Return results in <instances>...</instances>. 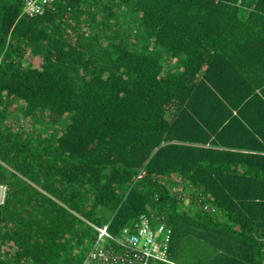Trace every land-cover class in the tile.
<instances>
[{"label": "trees", "instance_id": "trees-1", "mask_svg": "<svg viewBox=\"0 0 264 264\" xmlns=\"http://www.w3.org/2000/svg\"><path fill=\"white\" fill-rule=\"evenodd\" d=\"M23 3L0 0V264H80L146 211L179 264H264V0Z\"/></svg>", "mask_w": 264, "mask_h": 264}, {"label": "built area", "instance_id": "built-area-1", "mask_svg": "<svg viewBox=\"0 0 264 264\" xmlns=\"http://www.w3.org/2000/svg\"><path fill=\"white\" fill-rule=\"evenodd\" d=\"M56 0H24L21 15L43 14ZM9 185L0 181V205L7 200ZM97 235L80 264H179L170 256L172 228L153 211L142 212L118 233L108 224Z\"/></svg>", "mask_w": 264, "mask_h": 264}, {"label": "rangeland", "instance_id": "rangeland-1", "mask_svg": "<svg viewBox=\"0 0 264 264\" xmlns=\"http://www.w3.org/2000/svg\"><path fill=\"white\" fill-rule=\"evenodd\" d=\"M36 61L38 60L37 58H34ZM29 60H33V57L32 58H29Z\"/></svg>", "mask_w": 264, "mask_h": 264}]
</instances>
